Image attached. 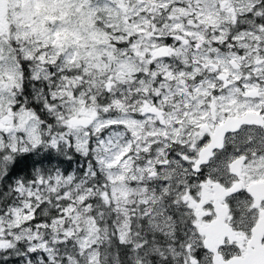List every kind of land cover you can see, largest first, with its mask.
Instances as JSON below:
<instances>
[{
  "label": "snow or ice",
  "instance_id": "obj_1",
  "mask_svg": "<svg viewBox=\"0 0 264 264\" xmlns=\"http://www.w3.org/2000/svg\"><path fill=\"white\" fill-rule=\"evenodd\" d=\"M0 264H264V0H0Z\"/></svg>",
  "mask_w": 264,
  "mask_h": 264
}]
</instances>
